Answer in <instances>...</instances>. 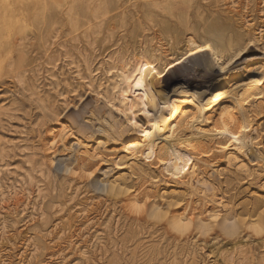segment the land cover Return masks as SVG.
<instances>
[{
    "label": "rangeland",
    "instance_id": "rangeland-1",
    "mask_svg": "<svg viewBox=\"0 0 264 264\" xmlns=\"http://www.w3.org/2000/svg\"><path fill=\"white\" fill-rule=\"evenodd\" d=\"M213 1L0 0V162L10 165V179L14 171L25 180L30 179L26 171L34 177L26 184L29 190L19 189L9 204L6 200L0 205V223L5 219L11 224L4 232L0 229V264H108L112 256L117 264H154L139 254L131 261L134 243L127 244L126 251L120 249L125 227L138 219L143 248L161 236L165 245L177 236L174 220L190 209L199 214L197 221L210 223L209 229H193L186 237L197 264H264V234H257L264 230V0L227 2L239 9L240 21L253 37L240 60L225 63L206 49L164 76L166 82L176 76L196 87L202 100L225 79L249 80L236 84L237 79L230 89L244 126L254 129L252 135L259 134V143L208 164L196 161L192 174L182 175L177 165L167 167L155 158L137 156L150 135L154 114L149 95L136 93V80L124 89L121 102L118 93L110 99L108 92L96 94L97 81L74 79V74L59 76L53 91L45 89L48 80L43 79L39 93L32 85L23 88L14 77L23 70L24 60L41 57L48 42L63 44L57 61L61 67L62 60L70 61L81 50L93 48L97 54L125 42L143 46L148 36H161L167 27L181 29L183 16L200 32L212 21L209 13L219 9ZM199 9L203 16H198ZM59 122L66 128L62 138ZM74 137L88 151L90 172L84 178L68 171ZM41 160L47 173L37 168ZM62 184L67 187L63 208L57 194ZM146 191L151 206L133 214L131 200ZM153 206L161 212L154 219L149 215ZM68 213L75 225L62 235L57 230ZM209 213H216V219ZM39 240L44 247L36 249Z\"/></svg>",
    "mask_w": 264,
    "mask_h": 264
},
{
    "label": "bare ground",
    "instance_id": "bare-ground-1",
    "mask_svg": "<svg viewBox=\"0 0 264 264\" xmlns=\"http://www.w3.org/2000/svg\"><path fill=\"white\" fill-rule=\"evenodd\" d=\"M227 2L229 0H214L212 2L214 6L219 7L218 10L215 8L218 12L209 13L212 21L202 27L200 32L196 30V26L194 27L187 17L183 16L180 18L181 29L167 27L161 36H148L144 40L143 46L133 45L129 47L125 42L122 47L104 48L97 54H95L93 48L90 50L85 49L87 53H85V50H81L76 56H71L70 61L66 62L65 59L62 60L61 67H58L60 63L57 61L60 59L59 48L63 47V44H60V47H56L53 42H48L44 45L41 57L30 59L27 62L24 60L25 65L23 70L14 71V77L23 88H28L32 85L35 88L34 92L39 93L38 88L43 79L48 80L45 89L53 91L59 84V76L74 74L73 78L75 77L78 80L88 81V83L92 84L94 83L93 81H97L94 87L96 94H100L99 91H102L104 94L108 92L107 98L110 99L111 94L118 93L121 102L125 99L123 97L124 89L129 86L130 81L136 80V93L149 95V101L154 114L150 135L144 143L143 148L138 151L137 156H140L142 159L155 158L167 167L177 165V170L182 175L192 174L196 161L208 164L212 160L219 159V156L232 154L233 150L240 152V154L244 153L259 143V134L252 135L250 132L254 129L250 127L248 131L244 126L243 116L237 107L236 97L230 89L232 83L236 82L237 79L236 84H244L249 81L248 78L225 79L219 87L217 86L218 88L214 91L213 95H209L204 100L200 99L194 91L196 87L193 89L191 85L182 79L176 76L169 78L171 82L165 81L167 77L164 79L165 74L167 75L168 73L170 76L172 68L206 49L211 50L219 60H225V63L237 62L242 58L253 37L248 33L247 26L244 27L242 25L240 21L242 15L239 14V9H234L232 1L229 4ZM237 6L239 7V5ZM203 14L204 12L199 9L198 16H203ZM106 50L108 52L105 54ZM54 54L57 57H54ZM224 65H221L222 68H224ZM175 70L178 71V69ZM30 78H33V82ZM204 97L206 96L204 95ZM48 106L53 109L51 104ZM165 115H168L166 121H164ZM59 123L58 137L62 138L66 134V128H64L61 122ZM72 139L76 142V147H73L72 168L70 167L71 169L69 168L68 171L70 170L73 176L87 177L90 172V165L86 163L85 158L88 151H85L86 148L83 149V143H81L78 137ZM30 147L28 148L30 149ZM9 166L8 163L0 162V205L6 200L15 197L19 189L29 190L27 183L32 182L30 180L34 178L31 177L30 171H26L28 179L30 178L29 180H25L24 176V178L21 177L22 174L14 171L12 179H10L7 176L11 172L8 168ZM37 168L41 173H47V165L43 160L39 162ZM34 169L37 172L36 168ZM66 189L65 184H62L57 192L62 208L65 206ZM150 198L149 191L134 196V199L131 200L132 207L129 203V206L133 209L132 212L134 211L133 214L140 215L145 212L151 206V203H149ZM19 202L16 201L15 207H18ZM32 202L35 205V201ZM5 204L8 205L9 200L8 204ZM160 214L161 212L157 207L153 206L150 208L149 215L151 218H157L156 216L159 217ZM216 217V213H209L211 220H215ZM198 218L199 214L192 209L183 211L173 222V230L177 236L165 245H162L160 241L162 240L161 236L146 248H143L144 243L140 241L143 236V228L138 223L140 220L135 219L125 227L124 233L120 237V249L126 251L127 244L130 242L134 243L130 249L132 262L137 259L139 254L146 261L153 262L154 264H197L194 253L191 250L193 246L190 247L186 241V237L187 235L189 236L193 229L207 230L210 228V223L202 220L197 221ZM45 220L48 219L45 218ZM0 224V229L3 232L11 226L10 222L5 219ZM73 224V216L68 213L59 224L57 232L62 235L68 234L73 229ZM105 230L109 233L110 227L106 225ZM34 245L36 249L44 247L41 240L36 244L34 243ZM108 264H117L116 256H112Z\"/></svg>",
    "mask_w": 264,
    "mask_h": 264
},
{
    "label": "snow or ice",
    "instance_id": "snow-or-ice-1",
    "mask_svg": "<svg viewBox=\"0 0 264 264\" xmlns=\"http://www.w3.org/2000/svg\"><path fill=\"white\" fill-rule=\"evenodd\" d=\"M257 234H264V230L259 231Z\"/></svg>",
    "mask_w": 264,
    "mask_h": 264
}]
</instances>
